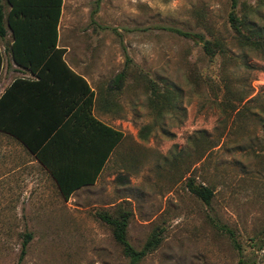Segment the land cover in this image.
Instances as JSON below:
<instances>
[{
	"label": "rangeland",
	"instance_id": "rangeland-1",
	"mask_svg": "<svg viewBox=\"0 0 264 264\" xmlns=\"http://www.w3.org/2000/svg\"><path fill=\"white\" fill-rule=\"evenodd\" d=\"M229 12V0H63L61 41L113 90L124 138L96 184L67 202L36 165L24 186H0V264L18 263L27 234L22 264H129L98 217L118 209L132 214L135 249L161 231L138 264H264V53L237 43ZM245 12L264 33V0H240ZM174 30L221 39L226 57ZM10 41H0L3 74ZM149 81L171 91V107L152 109ZM190 178L213 190L209 205L187 190Z\"/></svg>",
	"mask_w": 264,
	"mask_h": 264
},
{
	"label": "trees",
	"instance_id": "trees-1",
	"mask_svg": "<svg viewBox=\"0 0 264 264\" xmlns=\"http://www.w3.org/2000/svg\"><path fill=\"white\" fill-rule=\"evenodd\" d=\"M1 1V0H0ZM8 11L5 13L0 5V41L4 42L10 33L11 41L6 45L12 63L19 69L38 76V82L16 79L3 92L0 97V132L18 140L27 151L39 162L54 181L57 191L62 199L67 202L79 189L94 186L103 172L107 162L114 151L122 142L124 135L120 130L106 126L96 120L92 115L94 93L81 77L75 75L64 60L65 50L58 47L59 23L62 14L63 0H4ZM230 12L228 22L235 33L237 43L242 48L261 51L264 53V33L253 28L249 13L239 16L237 8L240 0H229ZM177 36L192 40L201 45L204 55L208 58L216 56L226 57V47L219 38L206 39L202 34L188 33L180 30L173 31ZM129 60H127L128 62ZM3 64V54L0 49V73ZM43 74V76H42ZM67 75L77 79L83 86L84 93L80 95L81 103L74 111V119L80 124L81 132L72 135L67 134L68 121H64L65 115L53 108L40 109L28 107L31 113L30 125L24 130L12 127L9 124L10 114L7 103L18 87H28L35 91L40 82L47 77L52 84L59 81L55 78ZM125 77V71L119 73L114 82L119 85ZM148 83V81H147ZM147 89L150 92L149 102L152 109L158 108L162 112L166 107H171V91L165 89L160 92L153 82L149 81ZM51 93L54 89L50 90ZM105 101L113 108V90H104ZM78 100V101H79ZM76 104L78 102L76 101ZM55 109V108H54ZM63 113V112H62ZM147 132L144 135L147 136ZM91 137V146L88 147L90 162L85 167H78L81 150L85 151L88 137ZM74 141L75 146L67 143ZM61 145L63 161L60 163L58 154H54V148ZM66 146V148H65ZM85 146V147H84ZM54 152V153H53ZM87 152V151H86ZM85 153V152H84ZM187 190L203 204L209 205L214 197L211 188L196 184L194 179L186 182ZM132 214L130 211L118 209L114 215L106 212L98 214V217L111 228L114 241L121 247L123 255L129 259V264H138L148 254L155 251L161 243V231H153L140 250L135 249L127 239V229ZM210 221L214 224L213 220ZM230 233V231H227ZM31 240L30 235H25L17 264H22L26 255V246ZM233 245L241 253L240 247Z\"/></svg>",
	"mask_w": 264,
	"mask_h": 264
},
{
	"label": "crops",
	"instance_id": "crops-1",
	"mask_svg": "<svg viewBox=\"0 0 264 264\" xmlns=\"http://www.w3.org/2000/svg\"><path fill=\"white\" fill-rule=\"evenodd\" d=\"M58 47L65 50L64 60L67 66L75 75L84 79L90 90L94 93V104L92 110L93 117L106 126L115 128L112 108L107 105L105 101V95L103 93L106 89V86L102 81L105 80V78L102 77V74H98L96 70L92 71L90 69L87 71L80 67L86 63L84 54L82 55L84 51H71V46L62 43L60 33L58 38ZM73 47L77 48V43H74ZM81 47L83 48L84 45H80L79 48ZM4 64L3 57L2 70L0 73V97L16 79L26 80L34 83L38 82L37 75L17 68L12 63V61L10 64H8V62L6 63L5 73L3 74ZM6 69L9 71V75L6 74ZM2 74L3 77L1 78ZM45 78L46 79H44V82L39 83L41 84L39 87H35V91L28 89V87H18L15 93L12 94V97L7 103L10 114L14 112L13 116H10L8 121L9 124L12 127H18L20 130L23 129L24 133H26L25 129L29 127L31 119V113L28 112L30 108L28 107H39L40 109H46L48 107L53 108L54 111L56 109L61 111V115L58 117L65 115V122L70 120L67 125L68 135H72L76 131L81 132V129H79L81 128L80 124L75 121L73 115L74 111L77 109L76 107L81 103L79 100L80 95L84 93L82 84L77 79H72L64 74L62 77L55 76L56 79L60 78V81L63 80L64 82L62 83L57 82L52 84L48 81L47 77ZM52 89H54V91L51 93L50 90ZM76 101L78 104H76ZM0 135V186H3V188L5 186L19 184L24 186L28 183V175L24 173V170L28 171L32 168V166L35 165L41 167L42 169L44 168L34 159V157L27 151L22 143H20L15 138L1 132ZM90 140L91 137L89 136L88 142L86 143L87 148H85V151L81 150V155L79 156L80 158L77 159L79 162L78 167H85L86 163L89 164L90 162V153L88 150V147L91 146ZM67 144L68 146H75L74 141H71ZM61 148V145H58L54 148L55 153L53 152L54 154H58L60 163L63 161V159L62 155H60V152L58 153L57 151H62L60 150ZM52 182L54 183L53 180ZM85 188L88 187L81 188L76 192Z\"/></svg>",
	"mask_w": 264,
	"mask_h": 264
}]
</instances>
